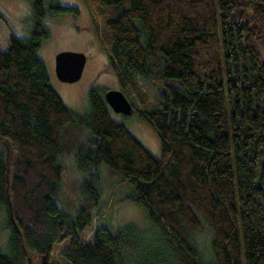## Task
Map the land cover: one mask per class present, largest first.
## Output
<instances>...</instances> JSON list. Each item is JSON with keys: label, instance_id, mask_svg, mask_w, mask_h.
Wrapping results in <instances>:
<instances>
[{"label": "trees", "instance_id": "obj_1", "mask_svg": "<svg viewBox=\"0 0 264 264\" xmlns=\"http://www.w3.org/2000/svg\"><path fill=\"white\" fill-rule=\"evenodd\" d=\"M26 1L25 35L0 7L9 32L0 264H32L31 254L57 264L63 241L67 264H264V0H84L107 67L157 133L158 153L117 118L104 89L87 91L82 113L63 102L38 51L47 23L79 9ZM101 163L131 185L150 228L101 223L82 239L99 209ZM71 168L77 175L66 177Z\"/></svg>", "mask_w": 264, "mask_h": 264}, {"label": "rangeland", "instance_id": "obj_2", "mask_svg": "<svg viewBox=\"0 0 264 264\" xmlns=\"http://www.w3.org/2000/svg\"><path fill=\"white\" fill-rule=\"evenodd\" d=\"M60 4L78 7L79 15L59 16L47 23L48 38L43 41L39 51V58L45 63L51 85L63 102L74 112L82 113L86 108V94L91 87L99 89H120L116 78L107 67V52L100 47V42L90 21V13L84 0H59ZM0 7L6 12L15 30L20 34H27L29 28V8L26 0H0ZM9 32L3 21L0 20V48L5 50L8 44ZM60 51L83 52L88 54L81 77L74 82H62L54 72V56ZM121 90V89H120ZM126 128L151 152H159V138L155 130L146 121L138 118L133 111L130 115L116 114ZM2 144V143H1ZM9 152L7 144H2ZM73 162V160L71 159ZM66 165L69 161L66 159ZM74 165V162H73ZM75 166V165H74ZM71 167V166H70ZM75 168V167H74ZM76 169V168H75ZM109 168L101 163L99 166L100 198L99 208L89 227L85 228L81 237L84 241L91 239L93 230L101 223L109 228H119L129 224L141 229L151 227L143 208L134 200L131 185L122 181L121 176H111ZM69 173V174H68ZM78 172L72 168L65 172V176H75ZM62 198V197H61ZM70 214V213H69ZM70 215H73L70 214ZM7 235L5 214L0 208V245ZM207 235V234H206ZM206 235H199L201 241ZM67 241L55 246L52 261L57 264H67L59 257L61 248ZM32 264H38L36 257L31 254Z\"/></svg>", "mask_w": 264, "mask_h": 264}, {"label": "water", "instance_id": "obj_3", "mask_svg": "<svg viewBox=\"0 0 264 264\" xmlns=\"http://www.w3.org/2000/svg\"><path fill=\"white\" fill-rule=\"evenodd\" d=\"M83 52L60 51L54 56V72L59 81L74 82L82 74L86 61ZM107 105L115 114L130 115L133 107L120 89H107L103 92Z\"/></svg>", "mask_w": 264, "mask_h": 264}, {"label": "flooded vegetation", "instance_id": "obj_4", "mask_svg": "<svg viewBox=\"0 0 264 264\" xmlns=\"http://www.w3.org/2000/svg\"><path fill=\"white\" fill-rule=\"evenodd\" d=\"M86 54V56H87V58L86 59H88V54L87 53H85Z\"/></svg>", "mask_w": 264, "mask_h": 264}]
</instances>
